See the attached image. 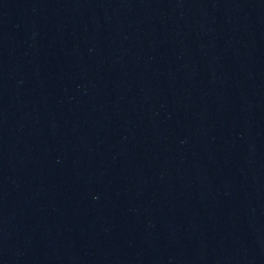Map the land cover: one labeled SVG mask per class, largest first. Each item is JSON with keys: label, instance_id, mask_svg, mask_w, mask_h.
Instances as JSON below:
<instances>
[{"label": "water", "instance_id": "1", "mask_svg": "<svg viewBox=\"0 0 264 264\" xmlns=\"http://www.w3.org/2000/svg\"><path fill=\"white\" fill-rule=\"evenodd\" d=\"M0 264H264V0H0Z\"/></svg>", "mask_w": 264, "mask_h": 264}]
</instances>
